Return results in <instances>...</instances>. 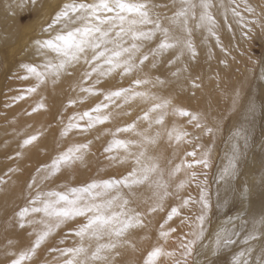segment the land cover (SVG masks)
Masks as SVG:
<instances>
[{"label":"rangeland","instance_id":"rangeland-1","mask_svg":"<svg viewBox=\"0 0 264 264\" xmlns=\"http://www.w3.org/2000/svg\"><path fill=\"white\" fill-rule=\"evenodd\" d=\"M92 1L93 0H90V1L89 0L88 1L87 0H77V2H87V3H92ZM164 1H167V2H164ZM71 2H72V0H43L41 3V6L39 7V9L37 11L33 10V4L31 3V0H28L26 5H23V6H21L20 4L17 5V7H15L16 13H15V17L13 18L14 26L12 27V29H14V32L17 30L16 31L17 34H15V35L19 36V37L16 38V41L14 43H10V44L3 46V47L0 46V125L4 126L3 130L0 129V132L3 131L2 137L0 138V141H1L0 142V148L4 145V143H6V141H9V144H10V145L8 144L6 146V148H4V151H2V153L0 152V168H1L0 173L2 174V175L0 174L2 176L0 179V182H1L0 187H1V189H2V187L5 189L6 186L4 187V185L7 184L8 180H9L8 181L9 183L7 185L12 184L9 192H8L9 186L6 187L5 191H3L4 189L3 190L0 189V196L4 197V198L0 197V207H2V209L0 208V214L2 215V216L0 215V251H1L0 252V264H12V261L15 260L16 258H19L21 253L26 252L27 250L32 248L35 240L37 239V233L41 231L42 225H40L39 223H35V224L33 223V224H31L32 226L31 225L28 226L29 224L26 223L27 227L25 226L19 230V228H21V227L19 226L20 221H19V217L17 214L19 213V211L22 208H24L26 206H31L30 200L35 198V196L37 195L38 192L43 193V192L53 191V190L63 192L67 188L83 186L87 183L92 182L93 180H104V179H110V178L119 179V178H122V177L128 175V173H130L133 170V168L135 167V163H134L133 158H132V160H130L131 158L129 157L130 159L128 158L127 163H124V164L120 162V159H122L123 157L126 156L125 155L126 153L123 152V150H117V151H114L113 153L105 152V148L109 145V143L114 138L122 139V140H132L131 137H134L133 141H137L140 139V137H138V139H137V136L134 133H133V135H135L136 138H135V136H132V132H121V133H118L117 136H115V137L113 136V133H116L118 128L127 127L128 125H131L133 123H136V125L138 127L137 128L138 131H141L140 129L142 128V131L145 130L146 135L148 134V136L155 137L157 132H159V134H161V135H159L157 142L155 143V144L158 143L156 147L159 148L160 150L157 148L154 149L155 144L154 145L152 144L150 146L153 147V150H156L155 151L156 154L153 153V150H151L152 149L151 147H150V149L148 148L149 145H147L148 146L147 148L149 151L148 155L151 156V154H152L153 158H157L156 161H158V163L160 162L159 163L161 166L160 170L162 171V173L164 175L163 181L166 182L168 185V187H167L168 195L163 200L162 210L161 211L158 210L154 213L153 212L150 213L149 207H150V205L152 206L155 202V198L153 195V192H154L153 189L149 188L147 185H144L142 187H138L135 189L136 194H135V196H133L134 198L130 197L132 202L129 204V207L132 206V209H134L137 213H139V211H140L139 214L141 215V218L142 219L144 218V220H143L144 226L141 228H137L131 232V234L128 237L130 244H125L123 246V250L120 248L117 250L118 255H116L114 257V259L116 260V258H117L119 261L113 260V264H145L149 254L156 247H162L165 249V251H176L177 252V257L162 256L156 261V264H173L174 260L176 258H178L179 244L181 242V239L184 237V235L186 233H188L190 231L189 225H192L195 222V217L200 212V204L198 203L199 196H200V187H198V185L203 187L204 185L202 182L205 180H206V191L208 193V200L211 204V211L208 215L207 220L208 219L211 220L212 218L216 217V215H215V204L213 203V200L211 198L212 188H213L214 181H215L214 180L215 179V170L217 169V167L219 165V160L221 157L223 144L226 142V139H227V128L231 123V119L224 122L222 127H220L218 131H216L217 133L219 132L218 134L215 133L214 136L209 137V138H207L208 135L206 137V133H204L205 130H203L204 132H201V138H199L200 137L199 132L201 131L199 128H198L199 129V131H198V129L196 127H194V128L186 127V125H188L191 122L190 117L187 116L188 117L187 118L186 116L185 117L181 116L182 120L179 117H178L179 120L177 118L175 119V117H173L174 116V110L178 109V108L180 110L183 109L184 111H188V112H191V113L197 115V112H198L197 108L199 107L198 99L197 100L192 99L194 97H191V93L195 92V91H192V89H190L189 87H186V89H185L186 91L184 90V93L179 92L176 88L177 87L176 84H174V82H172L170 77H163L162 78V77H159L158 75H156L155 73H156L157 67H159V65L157 66L156 61L152 60V59H154V57H152V59L150 58L151 61L150 60L146 61L147 64L149 63L148 65H146V63H144L143 68L145 65L147 66L145 70L143 69V71H145V72H143L141 69L142 67H140L141 70L139 68H137V70H134L132 72L133 74L131 73V74H127L124 76L123 75V69L122 70L120 69L118 71V73H117V70H118L117 69L114 71L115 73H112V74H114V76H112V74H111L113 80H112V78H109L108 76H107V78L106 77H100L99 84L96 83L97 75H93L92 78L89 80V82H87L88 80L85 81V77L82 74L90 71L91 69L88 68L89 65L85 64L83 62V60H81L78 64L74 65L73 67L68 68L65 72H63V74L60 75L61 77L64 75V79H63V77L59 78L61 82L63 80V83L58 81L56 79V77H52V76L48 77L46 84L48 87H49V84H50V87L52 86V90L50 93H49V90L51 88H49V89L45 88L46 87L45 83L40 85V87L38 88L39 90H37L38 92L41 91L40 93H42V94L39 93V96H38L37 91L34 93L29 92L28 89L35 87L39 82L37 81V79L34 76H30V78H27V79H22V77L29 76V74L25 71V69L22 67V65L30 64V65L36 66V65H41V63H42L41 59H39V58L27 57V56H30V53L33 49V48H31L30 43H32L34 40H37V39H48V38H50L51 35H43V33L45 32L44 30L47 28L48 24L51 22L54 14L64 4L71 3ZM155 2H157V3H155ZM149 3L152 6L156 5V6H159L162 8L165 7L163 4H165L166 7H167V5L170 6V4H172L171 0H157V1L156 0L155 1L150 0ZM40 8H41V10H40ZM49 11H50V14L48 15ZM148 27L150 28L151 26H148ZM156 37H160V35H158ZM250 41L251 42L249 43V45H248V43L246 44L249 46L248 47V53H249L248 60L250 63L254 62L255 65H257V68H260L261 64H262L263 55H264V42L259 40L258 38H255L254 40L252 39ZM195 43L197 44L196 40H195ZM196 44H195V46H196ZM143 45H144V48L142 49L143 51L138 55V57L135 60V62H137V64L139 63V60L142 57V53L143 54L150 53L153 50L149 47L146 48L145 42ZM147 49H149V50H147ZM87 55H88V58L91 59L90 56H92V53L89 52ZM149 57H150V55H149ZM55 62L56 61H54V63ZM154 62H155V64H154L155 66L152 65L153 66L152 67L151 64H153ZM150 67H152V68L156 67L153 69L155 71V73L152 70H150V71L148 70V69H151ZM186 67L190 70L189 65H187ZM41 68H43V66L38 68V69L41 70ZM160 68H162V69L166 68V65H163ZM171 69H173L174 73L172 75H174L177 68L175 66H173V68H171ZM139 70H140V72H139ZM76 71H77V74H76ZM141 71H142V73H141ZM163 71H165V69H163ZM137 72H139V73H137ZM146 72L150 73L153 76H151L150 74H146ZM152 72L154 74H152ZM140 74L142 76H140ZM143 74L146 78L143 76ZM80 75L82 76V78ZM122 75L126 78V79L124 78L125 80L123 79V81H122L123 83L121 82L122 77H120ZM129 75H132V76H129ZM148 75L151 76L152 78L149 77ZM72 77H73V79H72ZM136 77H137V80L139 79V77H141L139 80H142V81H144V80L149 81L150 79H152V80H151V83L149 81V83H147L145 85L142 84L143 87L142 86L137 87V85L135 84ZM148 78H149V80H148ZM68 79H69V82H66V81H68ZM105 79H106V81H105ZM108 79L111 80V84H110V81ZM118 79H120V81ZM195 80H197V79L193 80V85L198 84V82ZM102 81L104 83H101ZM161 81H162V83H161ZM57 82L59 84L58 87L56 86ZM156 82H157V84H156ZM167 82H169V85ZM170 82H171V84H170ZM119 83H121V84L118 85ZM152 83H154L153 85L156 84L155 85L156 87H159V86H161V87H159V89H158L155 86H151ZM62 84H66V85L68 84L63 89V92L60 91V90H62L61 88H63ZM76 84H77V86L75 87ZM84 84H87V85H84ZM94 85H96L95 88L96 89L98 88L97 91L100 94L90 95L86 92H82L84 94V95H82L81 90L79 92V89H81L82 87H94ZM103 85H107V86L105 87ZM146 85H148V87H146ZM209 86H212V84H209ZM99 87H101L100 90H102V91H99ZM68 88H69V90L67 91ZM125 88H132L134 91L141 88L140 91L137 90V92H141V91L146 92V93H148L149 97H151V95L154 94V95H152V97H155L156 99L153 100L151 98H142L141 99L142 101H141V100H139V98H137V99H135V101L137 100L139 105L137 102H135V101L132 102V100H131L129 103H127L128 105L125 104V106H124V101L121 98V101L118 100V102L116 101L117 103H115V105L117 104L119 106L116 105L114 107V105H113V106H110L106 110L107 113L110 112V115H112L110 117H113V118L112 119L110 118V120H112V122L114 121L113 122L114 125H112L113 123L110 122V120H109L108 124L106 122L104 124L97 125L95 128H93L87 132H82L79 129H73L72 131H70L67 134V136L63 135L64 129H65L66 125L68 124L71 117H73L76 114H82L85 111H89L92 108H94L97 104L104 102V94L105 93L110 92V91L125 89ZM155 88H156V90L158 89V92L160 94L155 90ZM164 88H166L167 90L165 89L164 93L162 94ZM172 88H173V90H172ZM57 89H60L58 92L59 94L56 92L59 95V97H57V95L55 93V91ZM153 89H154V91H153ZM46 91H47V93H46ZM65 91H67V93ZM151 91H152V93H151ZM43 92L45 94H47L48 99H46L47 100L46 102H48V103L45 102V106L47 105L49 108L43 107V108H40L39 110H35L38 108V106L40 104L44 103L43 100L46 98V95L43 94ZM65 93L67 95H65ZM157 94H159V95H157ZM160 95H162V96H160ZM174 95H176V97ZM37 96L40 97V100ZM53 96H54V98H53ZM177 96H179V97H177ZM21 97H23V98H21ZM89 97H90V99H89ZM160 97H161V99H160ZM67 98H69L68 100H70V101H77V99H78V102H76L74 105L70 106V101H67ZM162 98H165V99H162ZM175 98H178V101ZM49 99H51V103H50ZM87 99H89V100H87ZM60 100L62 103L60 102ZM79 100H80V102H79ZM164 100L171 102L169 107L166 110H164V112H165L164 123H163L164 125H156V128H154L155 124H153V127L150 129H149V127H145V126H148V125H146L148 123L143 121V120L141 122L139 120V119H141L140 117H142L144 115V113L146 111H148V109L150 107H152L155 103H159V102L164 101ZM193 100L195 101L194 104H193ZM140 101H141V104H140ZM57 102H60L61 104L59 105V103L57 104ZM150 102H153L154 104L152 105V103L150 104ZM175 102H176V105H174ZM142 103L143 104L145 103L144 104L145 106L142 105ZM130 104H131V106H130ZM177 104L178 105L180 104L181 106L177 107L178 106ZM67 105H69V107L66 110L65 107L67 108ZM172 105H174L175 108ZM133 106H134V108L137 107L138 109L137 110L133 109ZM170 106H171L172 111L170 109ZM184 106L186 108H184ZM208 106H210V104H208ZM117 107H121V108H118V110H116ZM112 108H114L115 110H113ZM47 109H48V111H47ZM44 110H46L47 115L44 114L45 113ZM54 110H55V112H54ZM120 111H121V113H120ZM168 113H170L169 115H173V116H171L172 117L171 121H173V119H174L172 124L169 121L170 116L168 118L166 116V114L168 115ZM43 114L45 116L42 117L43 119H41V121H40L41 117H39V116L40 115L43 116ZM114 114H117V115H114ZM154 114L159 115V113H153V115H152L153 118H155ZM48 115H49V118L47 117ZM63 115H65V116H63ZM66 115L67 116L69 115V116L67 117ZM177 116H178V114H177ZM121 117L124 119H121ZM45 118H46V120H45ZM117 118H119V120H117ZM183 118H184V120H183ZM58 119H60V121ZM27 120H30V121L27 122ZM46 121H47V123H45ZM138 121L141 122V124ZM179 121L184 122L185 127H184V124L182 123L183 124L182 125ZM117 122L119 124L116 125ZM30 123H31V125H32V123L35 124V126L33 125L34 129H35V127L37 128V124L40 126H41V124H42V126H43V124H45V128H46V129L40 128V126H38V128H37L38 130L35 129V130H37L36 131L37 133H39L41 129L45 130V132L41 131L42 133L40 132L41 134L37 136L38 139L33 144L30 145L32 147H33V145H35L34 147H36V148L34 149V147H33L34 151H33L32 147H30V146H27L25 148L24 143H23L26 139H29L30 137L34 136V133H35V132L33 133L34 129L33 128L31 129V127H29V128L26 127ZM80 123L83 125L85 123V121H81ZM108 125L110 126L111 129L107 128V127H109ZM262 125H263V122L260 119V124L258 127H260ZM50 126H51V128L53 127V129L55 128L54 132H53V129H52V131H50V129H51ZM161 126H162V128H161ZM188 126H195V122L193 124L190 123V125H188ZM146 128H148V129H146ZM167 128H168V131H167ZM171 128H174V129L181 131V132H184V133L187 132L186 138L184 137L185 140L184 139L182 140L183 143H182V141L180 144L175 142V138H173L172 140H168V141H170V143L165 142V141H167L165 139H169V138H168L167 134H165V135H163V134L165 132L168 133V132L172 131L173 129H171ZM191 128L193 129L192 131H191ZM151 129H152V131H151ZM155 129H157V130H155ZM194 129H196V130H194ZM106 130H107V132H106ZM188 130H190V131H188ZM6 131H7V133H6ZM49 131H50V133H48L49 138L47 139L46 134ZM109 131H110V133H109ZM150 131H151V133H150ZM161 131L164 133L162 134ZM191 133L192 134H195V133L198 134L199 133V134L198 135L195 134L193 136ZM15 134L17 135L16 137H15ZM124 134L127 136L123 137L122 135H124ZM12 136H14V138H17V137L18 138L20 137V138L16 139V140H18V141H16V140H14V138ZM21 136L24 138L23 142H22ZM163 138H165L164 139L165 141L162 140ZM204 138H207V139H204ZM219 139L220 140L222 139L221 142ZM10 140H12L13 142ZM20 140H21V142H20ZM44 140L45 141L47 140L48 143L49 142H52V143H50V145H48L47 142H45ZM48 140H50V141H48ZM36 143H37V145H36ZM42 143H43V145H42ZM159 143L164 144V145L168 144V146L166 145L164 148L163 147L164 145H162L160 147ZM184 143L186 144V146H184ZM51 144L53 146H51ZM84 144L88 145V148L86 150H84L82 161H77L71 167L63 168L61 170V172L56 177L53 176L51 179L44 180L41 182L40 177H42L45 173L39 172V169L45 168L46 166L51 165L52 162L54 161V159L58 155L66 152L69 148L76 146V145H84ZM22 145L24 148L23 152H22ZM177 145L179 146L178 148H176ZM181 145H183L184 147ZM213 145H216L218 148L214 146L216 148L215 152H217V154H215L214 158L211 157V155H210V161L212 160L213 162H211V167L209 169L204 168L202 165L193 166L192 168L187 167L188 164L193 165L196 162V160H198L196 158V156L195 157L190 156V155H188V153L196 152V154L201 155L205 152L204 150L209 149ZM49 146H51V147L49 148ZM42 147L45 150L42 149ZM45 147H47V148H45ZM162 147H163V150L161 149ZM180 147H183L182 148L183 151ZM28 148L29 149L31 148L32 151L27 150ZM38 148H41V149H38ZM51 148H53V149L51 150ZM58 148H59V150H58ZM132 150L134 152L138 151V149H135V148H133ZM174 150H176L177 152ZM161 151H163V152L161 153ZM17 152H18V154H17ZM34 152H35V155H34ZM215 152L212 151L211 154H213ZM19 153H21V154L19 155ZM30 153H32V156ZM164 153H165V155H164ZM29 154H30V157H29ZM154 154H155V157H154ZM177 154H178V156H177ZM15 155H16V158H15ZM86 156H87V159L85 158ZM110 156H116L117 159L115 161H113L110 159ZM158 156H159V158H158ZM170 156H171V158H170ZM181 156H183V157H181ZM172 157H173V159H175V157L177 159L173 160ZM13 158H15V159H13ZM31 158H33V159L31 160ZM167 158L169 159L168 162H167ZM11 159H13V160H11ZM160 159H164L167 163L164 160L162 162V160H160ZM177 160H179L180 166H183V167H181V170H180L181 172L177 173V174H179V176H176V175L170 176L172 171L176 168L175 166L179 165V162ZM26 161H28V162H26ZM6 162H8V163H6ZM161 162H162V164H161ZM164 164H166L167 166ZM167 168L169 170H167ZM4 170H7L6 176H5L6 172L4 173ZM199 171H201L202 173L196 174V172H199ZM182 172H184L185 175ZM3 173H4V175H3ZM193 174H195L194 180L191 179ZM165 175H167V176L165 177ZM168 175H169V178L171 177L170 179L168 178ZM186 175H187V177H184ZM3 177H4V179H3ZM5 178L7 179L6 181H5ZM34 178L37 179V184L34 185L33 187L29 188V185L31 184V182ZM56 178H57V180H56ZM185 178H186V182H187L185 184V187L178 190V185L183 181L185 182V180H184ZM54 180H56V181H54ZM13 185L15 186L14 189L12 188ZM141 188L143 189L142 191H141ZM125 192H126V190H125ZM140 192H142V193H140ZM182 192H183V194L181 195ZM169 193H171V194H169ZM140 194L142 195V197H139ZM175 194H176V196H175ZM136 196L138 199H135ZM2 198L4 200H2ZM134 199L137 202L133 203V201H135ZM140 199L143 200L144 204L142 201H140ZM144 199H145V201H144ZM138 200H139V202H138ZM185 200H190V203H188L187 205H184ZM152 201H153V203H152ZM176 201L178 202V205H176L177 204ZM180 201H182L183 205ZM141 202H142V204H141ZM179 203H180V205H182L181 207L179 206ZM135 204H136V206H134ZM172 208H177L179 210V215L173 217L172 220H168V215L170 214ZM146 209H148V210H146ZM141 210L143 211V213L141 212ZM144 210H146L145 213H144ZM232 211H233V209H230L229 214H231ZM1 212H3V213H1ZM3 214H5L4 217H3ZM147 214H148V216H147ZM31 216H32L31 220H30V216L27 218L28 221L29 220L32 221V220H34V218H36L35 219L36 221H39L42 218V214H33ZM16 217H18V218H16ZM207 220H206V223H207ZM83 222H84L83 218H78L77 220L71 221L68 224L62 226L53 236H51L44 244H42V246L39 249H37L35 256L32 257L31 259L25 260L24 264H64V260L66 259V257H63L61 255L59 249L71 248V247L76 246V244L78 243V238L75 237L71 233L74 229H76ZM162 225H163V228L161 227ZM172 228H175L176 231L172 232L166 240L161 237V235H160L161 231H168ZM139 229H142V230H139ZM137 230L140 231L138 234H136L138 232ZM61 240H63L64 243H61ZM9 243H11V244L9 245ZM133 245H134V247H133ZM15 247L17 248V251H16ZM7 248H8V250H7ZM121 251H123V255H121ZM12 252H13V254H12ZM117 261H118V263H117Z\"/></svg>","mask_w":264,"mask_h":264},{"label":"snow or ice","instance_id":"snow-or-ice-1","mask_svg":"<svg viewBox=\"0 0 264 264\" xmlns=\"http://www.w3.org/2000/svg\"><path fill=\"white\" fill-rule=\"evenodd\" d=\"M31 3L35 4L36 0H31ZM180 4L181 7L173 16L168 18L171 26L190 37L189 21L190 19H197L195 9L199 7L201 11L197 26L207 27L209 34L215 36L213 28L216 22L210 11L213 6L211 0H199L198 4L195 0H180ZM152 7L149 0H93L92 3L72 0L71 3L64 4L54 14L51 22L44 30L49 33L54 30V34L48 39H37L35 42L38 52L41 54L54 53L57 58L56 62L47 60L42 71L35 65H22L29 74L22 79L34 76L39 82L28 91L36 92L40 85L47 82L49 76L58 78L68 68L78 64L81 60L91 69L84 73L85 81L90 80L93 75H97L96 83H99L100 77H107L117 69H123L125 75L131 74L149 60V55L158 56L169 49L181 47L187 49L195 57L197 53L192 41L183 39L169 27H164L158 16L153 18ZM247 11L251 13L254 9L249 7ZM233 13L236 16L240 15L235 9H233ZM252 23L255 24L257 21H252ZM251 31L252 29H249V32ZM157 34H160L163 39L154 50L143 54L137 64L135 60L142 52L144 42L153 40ZM217 42H219V37H217ZM89 52L92 53L91 59L87 55ZM145 83H149V81L139 79L135 81L137 87ZM81 91L90 95L100 94L94 87H82ZM121 98L125 104L137 98L156 99L149 97L146 92H137L132 88L107 92L104 94V102L97 104L89 111L71 117L63 135L67 136L73 129L87 132L97 125L108 122L110 113H106V110ZM76 102L70 101V106ZM239 102L240 93L236 92L232 101L233 107L235 108ZM170 103L167 100L155 103L144 113L141 119L148 123L149 129L153 124L163 125L164 110L169 107ZM43 107L44 105L40 104L35 110ZM248 111L254 113L255 105L250 104ZM153 113H159V115L153 118ZM174 114L190 117V121L195 122V127L203 128L209 137L214 136L218 130V128L207 127L201 122L198 115L191 112L175 109ZM81 121H85V123L82 125ZM120 132H132L140 139L133 141L114 138L105 148V152L113 153L117 150H123L126 156L120 162L127 163L129 157L133 158L135 162L133 170L119 179L93 180L83 186L67 188L63 192L55 190L38 192L35 198L30 200L31 206L22 208L17 215L21 228L25 227L26 223L29 225L39 223L42 225V229L37 233V239L32 248L21 253L18 259L12 261V264H24V261L34 257L37 249L62 226L78 218H83L84 222L71 233L78 238V243L71 248L59 249L61 255L66 257L64 264H113L114 257L118 255L117 250L125 244H130L128 237L131 232L144 226L141 215L129 207L132 202L130 197L136 194L135 189L144 185L152 188L156 202L150 207V211L154 213L162 210L163 200L168 195V185L163 181V173L159 163L155 158L148 155L147 149V145L157 142L159 132L156 133L155 137L148 136L145 131L137 130L136 123L118 128L113 136H117ZM167 135L169 140L175 138L176 142L180 143L187 133L173 129ZM37 139L38 137L35 135L26 139L24 146H30ZM241 139L245 143L247 142L244 130L234 132L232 154L228 165L221 172V180L236 175L237 162L240 157L239 141ZM87 148L88 145L86 144L73 146L58 155L51 165L39 169V172L45 173L40 177L41 182L58 175L63 168L71 167L77 161H82L84 150ZM133 148L138 149V151L134 152ZM188 155L195 157L196 152H190ZM210 155L211 149L206 150L196 163L204 168H210ZM110 159L115 161L117 157L110 156ZM187 167L192 168L193 165L188 164ZM180 170L181 166L178 165L170 175H176ZM191 179H195V174L192 175ZM186 183L181 182L178 185V190L184 188ZM202 183L203 187L198 185L200 187L198 201L200 212L195 217V222L189 225L190 231L181 239L178 258L174 260V264H199L196 259L199 255L198 245L203 247L205 223L211 211V204L206 191V180ZM36 184L37 179L34 178L29 188ZM125 190L127 191L125 192ZM188 203L190 200L184 201V205ZM33 214H42V218L39 221H28L27 218ZM177 215H179V210L172 208L168 220H172ZM161 227L163 228V225ZM175 231L176 229L172 228L168 231H161L160 235L166 240ZM235 235L236 233L229 227H222L214 240V254L218 253L222 247L234 244L233 237ZM244 242L248 245L247 251L240 252L232 264H249L245 257L255 251L253 245L256 242L264 243V218L250 227ZM61 243L64 241L61 240ZM161 256L177 257V252L165 251L162 247H156L149 254L145 264H156ZM261 257L259 264H264V252L261 253Z\"/></svg>","mask_w":264,"mask_h":264},{"label":"bare ground","instance_id":"bare-ground-1","mask_svg":"<svg viewBox=\"0 0 264 264\" xmlns=\"http://www.w3.org/2000/svg\"><path fill=\"white\" fill-rule=\"evenodd\" d=\"M27 1L28 0H0V46L1 47L6 46V45H8L10 43H14L16 41V38L19 37V36H16L15 35V34H17L16 33L17 30L14 32V29H12V27L14 26L13 18L15 17V13H16L15 12V7H17V5H19V4L21 6L26 5L27 4ZM42 1L43 0H36V3L33 4V10L34 11H37L39 9V7L41 6ZM164 2H167V1H164ZM171 2H172V4H170V6L167 5V7H166L165 4H163L165 6L164 7L162 5L164 8L154 5L152 7V9H151L152 14H153V18H156L158 16L160 18L161 23H162V25L164 27H169L176 35L181 36L183 39H190L192 41L194 47H195V51H196L197 55L195 57H193L191 55V53L187 51V49H183L181 47L169 49V50L163 51L158 56H151L150 55L149 60L151 61L152 57H154V59H152V60L156 61V63H157L156 65L157 66L159 65V67H157L156 73L153 70L156 67L152 68L153 67L152 65H154L155 62L153 64H151V66H152V67H150L151 69H148V68L147 69L149 71L150 70L154 71V73L156 75H158L159 77H162V78L163 77H170V79L172 80V82H174V84H176V86H177L176 88H177V90L179 92L184 93V90L186 89V87H189L190 89H192V91H195V92H192L193 94L191 93V97H194L192 99H195V100L198 99L199 107L197 108L198 109L197 115L200 117L201 122L204 125H206L207 127H213L214 129L218 128V130H219V128L222 127V125H223L224 122H226L229 119H231V123H230V125L227 128V139H226V142L223 144L222 152L220 151L221 152V157H220V160H219V165H218L217 169L215 170V179H214L215 181H214V185H213V188H212V196H211V198L213 200V203L215 204V215H216V217L215 218H212L211 220L208 219L207 220V223L205 224V238H204V240L202 242L203 247H200L198 245L199 255L196 257V259L198 260L199 264H232L234 258L237 257L240 252H246L247 249H248V245L245 244L244 240H245V237H246V235H247L250 227L253 224H256L260 219L264 218V182H262V179H264V55H263L262 64H261V67L260 68H257V65H255L254 62L250 63L249 60H248V56H249V53H248V47L249 46L248 45L251 42L250 40H252V39L254 40L255 38H258L259 40H261V41L264 42V0H211V3H212L213 6L210 9V11H211L212 15L214 16L215 22H216L215 23V27L213 28V31L215 32V36L209 34V32L207 30V27L201 28V27H198L197 26L198 25V22H199L198 21L199 14H200V11H201V9L199 7H197L195 9V13H196L197 19H190V21H189V27L191 28V36L190 37H188L183 32L177 31L173 26H171L169 24L168 18L171 17V16H173L175 14V12L181 7L180 0H171ZM195 2L198 4L199 3V0H195ZM155 3H157V2H155ZM249 7H251L252 9H254V11L251 12V13L248 12L247 9ZM233 9H235L236 12H239L240 15L239 16L234 15ZM40 10H41V8H40ZM49 14H50V11H49L48 15ZM252 21H257V23L253 24ZM249 29H252V31L249 32ZM53 34H54V30H53L52 33H49V32H44L43 33V35H53ZM158 35H160V34H157V36ZM217 37H219V42H217ZM162 39H163V37L160 35V37H156V38H154L151 41H146L145 42V47L146 48L149 47V48H151V49L154 50L159 45V43L161 42ZM195 40L197 41V44L195 43ZM35 42H36V40H34L32 43H30L31 48H33V49H32V51L30 53V56H27V57L41 59V62H42L41 65H36L38 68L42 67L46 63L47 60H51L53 62L56 61L57 58H56V56H55L54 53L48 52L46 54H41L40 52H38L37 46H36V43ZM247 43H248V45H246ZM195 44H196V46H195ZM143 48H144V45H143ZM147 50H149V49H147ZM181 53H183V54H181ZM142 55H143V53H142ZM145 63H146V65L149 64V63L147 64V62H145ZM146 65L144 66V68L142 66V68H141L142 71H143V69L144 70L146 69V67H147ZM163 65H166V68H163V69H165V71H163V69L160 68ZM187 65L190 66V70L186 67ZM173 66H175L177 68L174 75H172L174 73V71H173V69H171V68H173ZM42 69L43 68H41V71H42ZM119 70L120 69L117 70V73H118ZM140 70H139V72H140ZM142 71H141V73H142ZM139 72H137V73H139ZM143 72H145V71H143ZM112 73H115V72L113 71ZM154 73L152 72V74H154ZM76 74H77V71H76ZM111 74H110V76H111ZM146 74H150V73L146 72ZM82 75H84V74H82ZM123 75L125 76V74H123ZM123 75L120 76V77H122L121 82L125 78ZM110 76H108V77L109 78H112V76H114V74H112L111 77ZM129 76H132V75H129ZM140 76H142V75L140 74ZM143 76H144V74H143ZM151 76H153V75H151ZM151 76H149V77H151ZM60 77H58V78L56 77V79L58 81H60V79H59ZM62 77L64 79V75ZM73 77H72V79H73ZM81 78H82V76H81ZM140 78L141 77H139V79ZM120 79H118V80L120 81ZM194 79H197L195 81H197L198 84L193 85V80ZM112 80H113V78H112ZM136 80H137V77H136ZM148 80H149V78H148ZM151 80L152 79L149 80L150 83H151ZM103 81L101 83H104L106 81V79H105L104 82ZM109 81H110V84H111V80H109ZM66 82H69V79ZM87 82H89V80ZM61 83H63V80H62ZM167 83L169 85V82H167ZM57 84H58V82L56 83V86L58 87L59 84L58 85ZM120 84L121 83H119L118 85H120ZM145 84H147V83H145ZM153 84L154 83H152L151 86H155L157 84V82H156L155 85H153ZM170 84H171V82H170ZM209 84H212V86H209ZM62 85H63V88H61L62 90L57 89L55 91V93L56 92L58 93L59 90L63 92V89L68 84L67 85L66 84H62ZM84 85H87V84H84ZM76 86H77V84L75 85V87ZM95 86L96 85H94V88H95ZM103 86L106 87L107 85H103ZM146 87H148V85H146ZM159 87H161V86H159ZM159 87H156V88L159 89ZM45 88H48V89L51 88L49 90V93L52 90V86L50 87V84H49V87L46 84V87ZM100 88L101 87H99V91H102V90H100ZM156 88H155V90H156ZM140 89H137V90L140 91ZM158 89L156 90L157 92H158ZM165 89L166 88L163 89L162 94L164 93V90ZM68 90H69V88L67 89V91ZM80 90L81 89H79V92H80ZM137 90H135V91H137ZM172 90H173V88H172ZM47 91H46V93H47ZM67 91H65V92L67 93ZM153 91H154V89H153ZM40 92H38V96H39V93ZM44 92H43V94H45ZM236 92H239L240 93V102L234 108L232 101H233V97L235 96V93ZM57 93H56V95H57V97H59V95H58L59 93L58 94ZM66 93H65V95H67ZM81 93H82V91H81ZM151 93H152V91H151ZM40 94H42V93H40ZM159 94H157V95H159ZM45 95H46V98L43 100L44 101L43 104H44V107H48L47 105L45 106V102L47 101L46 99H48L47 98V94H45ZM82 95H84V94L82 93ZM152 95H154V94H152ZM152 95H151V97H152ZM176 95H174V96L176 97ZM160 96H162V95H160ZM177 97H179V96H177ZM38 98L40 100V97H38ZM53 98H54V96H53ZM68 99L69 98H67V101H70ZM89 99H90V97H89ZM89 99H87V100H89ZM141 99L142 98H139V100H141ZM160 99H161V97H160ZM162 99H165V98H162ZM175 99L178 101V98H175ZM49 100H50V103H51V99H49ZM119 100L121 101V99H119ZM134 101L135 100H132V102H134ZM141 101H140V104H141ZM60 102H61V100H60ZM60 102H57V104L59 103V105H60L62 103V102L61 103ZM77 102H78V99H77ZM79 102H80V100H79ZM117 102H118V100H117ZM135 102H137V100ZM176 102L174 103V105H176ZM46 103H48V102H46ZM151 103H152V105L154 104L153 102H150V104ZM194 103H195V101L193 100V104ZM144 104L142 103V105H144ZM208 104H210V106H208ZM250 104H254L255 105V112L254 113H250L248 111V108H249V105ZM116 105L114 104V107ZM138 105H139V103H138ZM174 105H172V106L175 108ZM124 106H125V103H124ZM130 106H131V104H130ZM180 106L181 105L179 104L177 107H180ZM68 107H69V105H67V108L65 107V109L67 110ZM118 108H121V107H117L116 110H118ZM184 108H186V107L184 106ZM112 109L115 110L114 108H112ZM133 109H136L137 110L138 108L137 107L134 108V106H133ZM170 109H171V106H170ZM47 111H48V109H47ZM171 111H172V109H171ZM44 112H45L44 114L47 115L46 110H44ZM54 112H55V110H54ZM120 113H121V111H120ZM44 114H43V116H41V115L39 116V117H41L40 118V121H41V119H43L42 117L45 116ZM169 114L170 113H168V115L166 114L167 118L169 116L170 117L173 116V115H169ZM114 115H117V114H114ZM156 115H155V117H156ZM63 116H65V115H63ZM110 116H112V115H110ZM47 117L49 118V115ZM170 117H169V121L172 124L173 121H174V119H173V121H171L172 117L171 118ZM173 117H175V119L177 118L178 120H179V118H181V120H182V117L179 116V115L177 116V114L176 115L174 114ZM110 118L112 119L113 117H110ZM121 119H124V118L121 117ZM260 119L262 120L263 125L260 126V127H258L259 124H260ZM45 120H46V118H45ZM58 120L60 121V119H58ZM117 120H119V118H117ZM139 120L142 122V119H139ZM183 120H184V118H183ZM29 121L30 120H27V122H29ZM110 122H112V120H110ZM141 122H139V123L141 124ZM45 123H47V121ZM108 123L109 122H107V124ZM180 123L181 124L182 123L184 124V122H180ZM190 123L193 124L194 122H190ZM190 123L188 125H190ZM117 124H119V123L117 122L116 125ZM29 125L26 126V127H28V128L31 127V129L33 128V125L35 126V124H33V123H32V125H31V123ZM112 125H114V123ZM146 125H148V124H146ZM188 125H186V127H189V128L190 127H192V128L195 127V126H188ZM38 126H40V125L37 124V128H38ZM43 126L41 124L40 128H45V124H43ZM145 127H148V126H145ZM152 127H153V125H152ZM184 127H185V124H184ZM37 128L35 127V129H37ZM50 128H51V126H50ZM107 128L109 129L110 126L107 127ZM154 128H156V124H155V127ZM161 128H162V126H161ZM192 128H191V131L193 130ZM0 129L3 130L4 129V126L3 125H0ZM35 129L33 130V133L35 132L34 133L35 136H38L42 132H45V130H42L41 129L40 132L41 131L42 132L41 133L40 132L37 133L36 131L38 129L37 130H35ZM52 129H53V127L50 129V131H52ZM54 129H53V132H54ZM146 129H148V128H146ZM171 129H174V128H171ZM199 129L201 130L199 132L200 133V137L199 138H201V132H204L203 131L204 129L203 128H199ZM199 129H198V131H199ZM107 130H106V132H107ZM140 130L142 131V128ZM155 130H157V129H155ZM194 130H196V129H194ZM238 130H244V134L247 136V142L245 143V141L243 139H241L239 141V143H240V157H239V160L237 162L236 175L234 177L226 178L224 180H221L220 179L221 172L228 165L229 158L231 157V154H232L233 134H234V132H236ZM50 131L47 132V134H46L47 135V139L49 138L48 137V133H50ZM151 131H152V129H151ZM151 131H150V133H151ZM167 131H168V128H167ZM188 131H190V130H188ZM2 132L3 131L0 132V138L2 137V134H3ZM6 133H7V131H6ZM109 133H110V131H109ZM163 133L164 132H162V134ZM215 133L218 134L219 132L218 133L215 132ZM165 134H167V132H165L163 135H165ZM195 134L198 135L197 133H195ZM195 134H192V135L194 136ZM16 136L17 135L15 134V137ZM22 136H21V138H22V142H23V139L24 138ZM122 136L125 137L127 135L124 134ZM132 136H135V135H133V133H132ZM12 137L14 138V136H12ZM206 137H207V135H206ZM19 138L18 137L17 138H14V140L19 139ZM133 138L134 137H131L132 140H133ZM135 138H136V136H135ZM185 138H186V136H185ZM207 138H209V136ZM207 138H204V139H207ZM137 139H138V137H137ZM164 139L165 138H163L162 140H164ZM165 140H167V141H165ZM165 140H164L165 142H167V143L169 142L170 143V141H168L169 139H165ZM221 140H220V142H221ZM10 141H12V140H10ZM16 141H18V140H16ZM48 141H50V140H48ZM20 142H21V140H20ZM45 142H47V140ZM175 142H176V140H175ZM37 143H36V145H37ZM50 143H52V142H49V143L47 142L48 145H50ZM182 143H183V141H182ZM185 143H184V146H186ZM8 144H9V141H6V143H4V145L0 148V152L1 153H2V151H4V148H6V146ZM157 144H155L154 149L157 148L156 147ZM42 145H43V143H42ZM162 145H164V144H160V147ZM166 145L168 146V144H166ZM166 145H164L163 147L165 148ZM34 146L35 145H33V147ZM51 146H53V145L51 144ZM51 146H49V148ZM181 146H183V145H181ZM214 146L217 147L216 145H213L211 147L209 146L210 147L209 149H211V153H212V151L215 152V149L216 148ZM30 147H32V146H30ZM33 147H32V149H33ZM150 147L151 146L149 145L148 148L150 149ZM163 147L161 148L162 150H163ZM178 147L179 146L177 145L176 148H178ZM183 147H180V148L182 149ZM35 148L36 147H34V149ZM45 148H47V147H45ZM151 148H152L151 150H153V147H151ZM23 149L24 148H23V145H22V152L24 151ZM32 149L31 148L30 149L28 148L27 150L32 151ZM34 149H33V151H34ZM38 149H41V148H38ZM42 149H44V148L42 147ZM52 149L53 148H51V150ZM157 149H159V148H157ZM58 150H59V148H58ZM206 150H208V149H206ZM206 150H204V151H206ZM155 151L156 150H153V153L156 154ZM174 151H176V150H174ZM182 151H183V149H182ZM162 152L163 151H161V153ZM17 154H18V152H17ZM20 154L21 153H19V155ZM30 154L32 156V153H30ZM30 154H29V157H30ZM155 154H154V157H155ZM215 154H217V152L211 154V157L214 158L215 157ZM34 155H35V152H34ZM164 155H165V153H164ZM151 156H152V154H151ZM177 156H178V154H177ZM202 156H203V154H201V155L196 154V158L198 160ZM181 157H183V156H181ZM15 158H16V155H15ZM15 158H13V159H15ZM85 158L87 159V156ZM158 158H159V156H158ZM170 158H171V156H170ZM13 159H11V160H13ZM32 159L33 158H31V160ZM156 159L157 158H155V160ZM164 159H160V160H162V162H163ZM172 159H173V157H172ZM175 159H177V158L175 157ZM175 159H173V160H175ZM130 160H132V158ZM168 160L169 159L167 158V162H168ZM198 160H196V161H198ZM177 161L179 162V160H177ZM26 162H28V161H26ZM162 162H161V164H162ZM211 162H213V161L211 160ZM6 163H8V162H6ZM164 165H166V164H164ZM179 165H180V162H179ZM199 165L200 164H198L196 162L193 164V166H199ZM181 167H183V166H181ZM168 168H167V170H169ZM0 170H1V168H0ZM6 171L7 170H4V173ZM4 173H3V175H4ZM182 173H184V172H182ZM201 173H202L201 171L196 172V174H201ZM1 175H0V179L2 177ZM6 175H7V172H6L5 176ZM184 175H185V173H184ZM56 176H54V177H56ZM166 176L167 175H165V177ZM170 176H172V175H170ZM176 176H179V174H176ZM4 177H3V179H4ZM184 177H187V175L184 176ZM168 178H169V175H168ZM6 180L7 179L5 178V181ZM56 180H57V178H56ZM56 180H54V181H56ZM184 180L186 182V178ZM8 181H7V184L9 183ZM0 184H1V182H0ZM7 184H5L4 187L5 186L6 187L9 186V189H8V192H9L10 191V187L12 186V184H10V185H7ZM6 187H5V189H6ZM14 187L15 186L13 185L12 188L14 189ZM0 189H1V187H0ZM3 189L4 188L2 187L1 190H3ZM5 189L3 191H5ZM142 190L143 189L141 188V191ZM183 192L181 193V195L183 194ZM140 193H142V192H140ZM169 194H171V193H169ZM175 196H176V194H175ZM0 197H3V196H0ZM139 197H142V195L140 194ZM3 198H2V200H4ZM132 198H134V197H132ZM135 199H138L137 196L135 197ZM142 199H140V201L143 202ZM144 201H145V199H144ZM135 202H137V201L136 200L133 201V203H135ZM138 202H139V200H138ZM142 202H141V204H142ZM180 202L182 203V201H180ZM152 203H153V201H152ZM143 204H144V202H143ZM176 205H178V202H177ZM182 205H183V203H182ZM182 205H180V203H179V206L180 207ZM134 206H136V204ZM150 207H151V205H150ZM0 208L2 209V207H0ZM130 208H132V206ZM230 209H233V211H232L231 214H229V210ZM146 210H148V209H146ZM146 210H144V213H145ZM3 212H1V213H3ZM141 212L143 213L142 210H141ZM149 212L152 213L151 211H149ZM139 213H140V211H139ZM148 214H147V216H148ZM4 216H5V214H3V217ZM31 217L32 216H30V220H31ZM16 218H18V217H16ZM35 219L36 218H34V220ZM143 220H144V218H143ZM28 226H30V225H28ZM222 227H229L233 232L236 233V235L233 237V239L235 240V243L234 244H231V245H227L225 247H222L218 253H215L214 254V251H213L214 250V240H215V237H216L217 232H219ZM20 229H22V228H19V230ZM139 230H142V229H139ZM139 230H137L138 232L136 231L137 232L136 234H138L140 232ZM10 244L11 243H9V245ZM253 247L255 248V251L251 255H247L245 257V259L249 262V264H259V262H260V260L262 258L261 257V253L264 252V243L256 242L253 245ZM15 249L17 251V248L16 247H15ZM120 249L123 250V247H121ZM7 250H8V248H7ZM12 254H13V252H12ZM121 255H123V251H121ZM16 259H18V258H16ZM116 260H118V259L116 258ZM118 261H117V263H118ZM173 264H174V262H173Z\"/></svg>","mask_w":264,"mask_h":264}]
</instances>
